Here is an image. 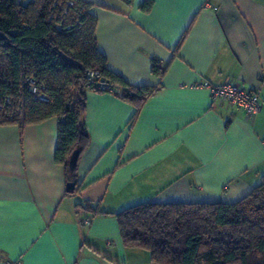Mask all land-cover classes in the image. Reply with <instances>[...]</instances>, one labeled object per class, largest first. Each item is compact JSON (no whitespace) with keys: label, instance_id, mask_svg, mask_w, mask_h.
Wrapping results in <instances>:
<instances>
[{"label":"crops","instance_id":"obj_1","mask_svg":"<svg viewBox=\"0 0 264 264\" xmlns=\"http://www.w3.org/2000/svg\"><path fill=\"white\" fill-rule=\"evenodd\" d=\"M82 1L109 71L157 91L130 129L131 103L87 90L90 144L75 194L55 161L58 119L0 126V261L156 264L125 247L111 214L143 203L232 204L264 181V0ZM204 82L257 91L263 110L251 118ZM86 203L100 212L78 209Z\"/></svg>","mask_w":264,"mask_h":264},{"label":"trees","instance_id":"obj_2","mask_svg":"<svg viewBox=\"0 0 264 264\" xmlns=\"http://www.w3.org/2000/svg\"><path fill=\"white\" fill-rule=\"evenodd\" d=\"M68 2L73 6L66 16L54 10L56 3ZM151 5L148 1L143 10ZM91 6L82 0H0V126L22 129L58 119L55 161L64 167L68 184L76 185L77 167L71 171L69 159L74 151L81 157L90 144L84 123L88 72L123 89L117 94L136 109L130 129L157 91L130 87L109 71L98 50ZM53 13L58 21L51 19ZM152 73L164 75L155 59ZM79 208L100 212L90 203ZM111 215L125 247L149 251L156 264H264V181L232 204L143 203Z\"/></svg>","mask_w":264,"mask_h":264},{"label":"built area","instance_id":"obj_3","mask_svg":"<svg viewBox=\"0 0 264 264\" xmlns=\"http://www.w3.org/2000/svg\"><path fill=\"white\" fill-rule=\"evenodd\" d=\"M72 6V2H68L67 5L56 3L54 5V10L61 11L63 12V16H66L68 10ZM54 13L51 15V19L58 21V17ZM56 26L58 30H61L62 23ZM87 78L90 83V89L92 90L104 93L120 92L119 86H114L110 81L101 77L97 72L89 71L87 74ZM201 86L211 93L212 98L214 100L225 101L230 106H234L243 110L246 115L251 118L258 116L263 110V103L257 91L247 90L233 83H227L221 86H214L209 84L208 82H204ZM31 89L33 90V92H36L35 87H31ZM0 264H21V262L17 261L11 263L1 260Z\"/></svg>","mask_w":264,"mask_h":264},{"label":"water","instance_id":"obj_4","mask_svg":"<svg viewBox=\"0 0 264 264\" xmlns=\"http://www.w3.org/2000/svg\"><path fill=\"white\" fill-rule=\"evenodd\" d=\"M80 158V152L79 151H74L73 154L71 155L69 159V168L71 171H74L75 168L77 167L78 161ZM76 190V184L75 183H69L67 185V191L69 193H72Z\"/></svg>","mask_w":264,"mask_h":264}]
</instances>
